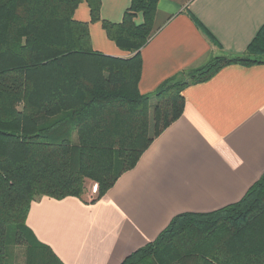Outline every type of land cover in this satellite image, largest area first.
<instances>
[{
    "label": "trees",
    "instance_id": "16d2710c",
    "mask_svg": "<svg viewBox=\"0 0 264 264\" xmlns=\"http://www.w3.org/2000/svg\"><path fill=\"white\" fill-rule=\"evenodd\" d=\"M82 1L129 56L93 49L89 23L74 18ZM158 1L131 0L122 20L110 22L101 18V0H0V264L11 229L26 247L25 264H64L27 227L31 203L82 198L86 179L97 184L92 201L102 198L182 115L185 86L229 64L264 63L263 26L243 55L217 56L182 72L183 80L164 81L152 117L139 83ZM122 264H264V173L236 203L176 215Z\"/></svg>",
    "mask_w": 264,
    "mask_h": 264
},
{
    "label": "crops",
    "instance_id": "0c3cea01",
    "mask_svg": "<svg viewBox=\"0 0 264 264\" xmlns=\"http://www.w3.org/2000/svg\"><path fill=\"white\" fill-rule=\"evenodd\" d=\"M131 0H101V18L120 22ZM95 51L128 56L82 1ZM214 36L213 42L194 21ZM138 16L137 22L142 21ZM156 32L141 49L139 89L151 98L182 72L223 55H243L264 26V0H159ZM182 115L166 127L137 165L92 202L44 196L26 225L64 264H122L154 241L173 217L208 213L242 199L264 173V63L229 64L182 90Z\"/></svg>",
    "mask_w": 264,
    "mask_h": 264
},
{
    "label": "rangeland",
    "instance_id": "374dc122",
    "mask_svg": "<svg viewBox=\"0 0 264 264\" xmlns=\"http://www.w3.org/2000/svg\"><path fill=\"white\" fill-rule=\"evenodd\" d=\"M183 79H184V77H182L180 80H183ZM174 82H172L171 84L173 85ZM171 84H169L168 87ZM153 97L154 98L150 97V104H149V112L151 113L152 117H154L153 114L155 111V107L157 105H159V103H160L159 101L161 99V97H159L157 95H154ZM151 120H153V123L151 124L153 127L154 126V118ZM97 193H98L97 192V184L90 179H86L85 189H84V192L82 193V199L84 198L86 200L92 201L93 199L96 198ZM14 232H15V230L11 229L10 233H9L8 247H6V254H7L6 263L7 264H25L26 263V247L24 244H19L17 241H15V242L13 241V238L15 237Z\"/></svg>",
    "mask_w": 264,
    "mask_h": 264
}]
</instances>
